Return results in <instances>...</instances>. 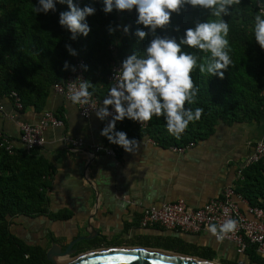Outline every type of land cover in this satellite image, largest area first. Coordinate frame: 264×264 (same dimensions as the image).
Masks as SVG:
<instances>
[{
  "label": "trees",
  "instance_id": "trees-1",
  "mask_svg": "<svg viewBox=\"0 0 264 264\" xmlns=\"http://www.w3.org/2000/svg\"><path fill=\"white\" fill-rule=\"evenodd\" d=\"M73 4L80 9H95L94 15L86 18L90 27L87 37L77 34L73 39L72 33L60 25V13L70 11L66 0L57 2L56 11L47 14L34 10L39 7V0H0V98L16 92L23 109L43 113L53 86L62 82L76 61L83 60L88 91L100 103L110 91L106 78L111 61L123 63L133 54L145 55L156 37L175 38L179 43L186 30L194 29L197 23L221 19L212 16L210 10L185 5L178 14L172 13L166 28L152 33L137 23L135 9L130 12L113 9L106 13L104 0H73ZM229 13L222 18L229 24L227 39L232 64L224 71L223 79L219 75L201 73L199 67L192 72L199 92L195 103L186 104V108L193 111L196 107L202 108L201 119L190 122L179 138L168 132L163 116H153L144 130L135 127L136 121L125 118L118 122L116 131L125 132L129 140L149 138L161 148H183L208 139L219 124L231 126L260 121L264 115V54L255 40L256 1L241 0ZM125 27L129 29L127 33ZM137 30L147 35L140 39ZM67 46L76 55H72ZM181 47L184 52L198 57V64L206 63L210 57V53ZM106 143L111 142L107 139ZM123 150L118 145L116 156ZM52 173V167L37 149L26 152L15 148L8 154L0 148V264H52L46 258V251L50 242L58 243L57 240L50 235L30 240L19 233L17 222L19 218L45 217L51 221L68 218L48 211ZM234 185L235 193L251 206L264 210V161L244 169L242 179ZM14 226L21 235L12 232ZM95 239L78 249L75 255L97 246L98 239ZM245 255L249 264H264L253 247H249Z\"/></svg>",
  "mask_w": 264,
  "mask_h": 264
},
{
  "label": "crops",
  "instance_id": "crops-1",
  "mask_svg": "<svg viewBox=\"0 0 264 264\" xmlns=\"http://www.w3.org/2000/svg\"><path fill=\"white\" fill-rule=\"evenodd\" d=\"M2 102L6 116L0 117V127L15 148L23 149L20 123H36L45 111L53 112L64 123L63 128L44 132L45 144L38 153L53 169L48 211L68 218H19L22 236L36 240L50 235L65 247L75 237L94 230L97 246L84 251L145 249L216 264H249L245 253L237 255L232 243L218 242L210 233L187 234L159 226L141 228V209L178 199L198 209L219 197L223 189L235 184L237 165L253 143L264 138V115L258 123L219 124L211 137L182 153L174 152L173 147L139 145L132 152L123 150L114 160L92 156L87 147L71 152L61 141L63 135H69L86 145L105 144L107 139L101 131L107 119L102 121L96 115L104 100L89 119L82 118L74 104L53 93L43 113L32 108L18 112L8 98Z\"/></svg>",
  "mask_w": 264,
  "mask_h": 264
},
{
  "label": "clouds",
  "instance_id": "clouds-1",
  "mask_svg": "<svg viewBox=\"0 0 264 264\" xmlns=\"http://www.w3.org/2000/svg\"><path fill=\"white\" fill-rule=\"evenodd\" d=\"M65 0H39L37 13L56 11V3ZM70 11L60 13L59 23L72 33L85 37L90 32L86 23L88 16L94 15L93 7L80 9L73 4V0H66ZM241 0H104L106 13L113 9L120 12H138L137 23L149 28L152 33L166 28L172 13H179L185 5L201 7L211 11L212 16L221 18L209 22L197 23L196 27L186 30L184 38L177 43L175 38L156 37L142 56L131 55L123 61L122 70L115 76V84L111 87L103 106L96 112L100 120L112 116L109 107L114 108L115 115L101 131L111 143L117 144L127 152H132L133 146L138 145L135 140H129L126 133L116 131V121L125 118L139 122L141 125L150 122L153 116H163L170 134L179 138L188 128L190 122L199 121L203 109L196 107L193 111L186 108V104L195 103L199 88L194 84L192 72L199 67L201 73L211 74L221 79L232 64L227 36L229 24L222 18L229 15V9L239 5ZM264 4L260 6V13L255 16V40L264 49ZM110 32L112 29L109 30ZM127 33L128 27L124 28ZM136 35L143 39L147 33L137 30ZM182 45L210 53L206 63L198 64V57L184 52ZM72 55L76 53L67 46ZM68 64L65 62V70ZM75 69H73L74 71ZM74 85V83H73ZM89 82L83 81L78 88L70 87L68 98L74 105L87 103L90 98ZM125 105H127L125 107ZM237 227L235 220H228L219 226L210 225L208 231L223 239Z\"/></svg>",
  "mask_w": 264,
  "mask_h": 264
},
{
  "label": "built area",
  "instance_id": "built-area-1",
  "mask_svg": "<svg viewBox=\"0 0 264 264\" xmlns=\"http://www.w3.org/2000/svg\"><path fill=\"white\" fill-rule=\"evenodd\" d=\"M255 1L259 14L260 6L264 4V0ZM261 51L264 54V49H261ZM122 64L119 61H111L109 63V72L106 79L110 85V89L115 84L116 74L122 70ZM83 67V60L76 61L73 67L75 70L73 71L72 69L61 83L53 86V95L71 102L68 98L70 87L78 88L82 80L85 81ZM7 98L12 102L16 111L21 112L23 110L20 98L16 92H11ZM3 99L4 97L0 98V117L6 116L4 114ZM75 106L82 118L89 119L98 110L99 101L95 95H90L87 103ZM108 110L112 113V116L106 118L107 124L116 114L114 108L109 107ZM118 122L116 121V126ZM63 127L64 123L62 119L51 111H45L38 122L31 124L20 123L18 125L19 141L26 152L38 150L45 144L44 132L47 129ZM135 127L139 130H144L147 127V123L141 125L139 122H136ZM61 141L71 152H77L87 147L92 156L104 155L114 160L117 159V144L86 145L81 139H74L69 135H63ZM135 141L138 145H134L133 148L139 145L143 147L156 145L149 138ZM192 146L193 144H189L183 148L173 147L172 150L182 153L185 149ZM0 148L8 154H12L15 149L13 142L3 131H0ZM262 161H264V138L254 142L248 155L237 165L236 181L242 179V171L244 169ZM228 220H235L237 227L234 232H229L223 239H219L216 235L208 231L210 225H215L219 229V226ZM151 226H159L164 229L187 234L210 233L218 242L232 243L237 255H244L249 247H253L254 252L264 259V210L251 206L245 198L235 193V185L226 187L222 190L219 197L209 200L198 209L190 207L183 199H178L172 203L145 206L141 209L140 227L146 228Z\"/></svg>",
  "mask_w": 264,
  "mask_h": 264
},
{
  "label": "water",
  "instance_id": "water-1",
  "mask_svg": "<svg viewBox=\"0 0 264 264\" xmlns=\"http://www.w3.org/2000/svg\"><path fill=\"white\" fill-rule=\"evenodd\" d=\"M95 237L96 233L92 230L85 236L74 238L65 247L52 241L46 258L52 264H212L195 257L145 249H96L75 255L76 244ZM65 259L70 261L58 263V260Z\"/></svg>",
  "mask_w": 264,
  "mask_h": 264
},
{
  "label": "flooded vegetation",
  "instance_id": "flooded-vegetation-1",
  "mask_svg": "<svg viewBox=\"0 0 264 264\" xmlns=\"http://www.w3.org/2000/svg\"><path fill=\"white\" fill-rule=\"evenodd\" d=\"M94 242V241H96V239L94 238L93 240H90V241H85V242H80V243H78V244H76L75 246H74V249L76 250V252H77V250L78 249H80L81 247H86L87 246V243L88 242Z\"/></svg>",
  "mask_w": 264,
  "mask_h": 264
},
{
  "label": "rangeland",
  "instance_id": "rangeland-1",
  "mask_svg": "<svg viewBox=\"0 0 264 264\" xmlns=\"http://www.w3.org/2000/svg\"><path fill=\"white\" fill-rule=\"evenodd\" d=\"M17 222H18V221H17ZM12 232H13L15 235H18V236L21 235V234L18 233L17 227H15V226L12 228ZM30 240H31V239H30ZM85 252H87V251H83V252H81V253H85ZM79 254H80V253H79Z\"/></svg>",
  "mask_w": 264,
  "mask_h": 264
},
{
  "label": "bare ground",
  "instance_id": "bare-ground-1",
  "mask_svg": "<svg viewBox=\"0 0 264 264\" xmlns=\"http://www.w3.org/2000/svg\"><path fill=\"white\" fill-rule=\"evenodd\" d=\"M68 261H70V260H58V263H65V262H68ZM212 264H216V263H212Z\"/></svg>",
  "mask_w": 264,
  "mask_h": 264
}]
</instances>
